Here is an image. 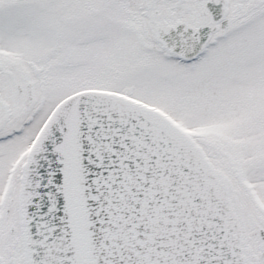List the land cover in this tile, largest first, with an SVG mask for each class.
Returning a JSON list of instances; mask_svg holds the SVG:
<instances>
[{
  "label": "snow or ice",
  "instance_id": "snow-or-ice-1",
  "mask_svg": "<svg viewBox=\"0 0 264 264\" xmlns=\"http://www.w3.org/2000/svg\"><path fill=\"white\" fill-rule=\"evenodd\" d=\"M0 264H264V0H0Z\"/></svg>",
  "mask_w": 264,
  "mask_h": 264
}]
</instances>
